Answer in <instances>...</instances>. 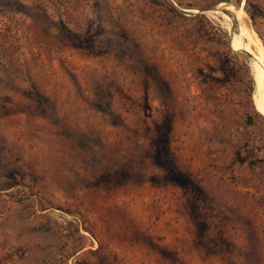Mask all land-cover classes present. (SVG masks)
I'll return each instance as SVG.
<instances>
[{
  "label": "rangeland",
  "instance_id": "rangeland-1",
  "mask_svg": "<svg viewBox=\"0 0 264 264\" xmlns=\"http://www.w3.org/2000/svg\"><path fill=\"white\" fill-rule=\"evenodd\" d=\"M263 147L264 0H0V264H264Z\"/></svg>",
  "mask_w": 264,
  "mask_h": 264
},
{
  "label": "trees",
  "instance_id": "trees-1",
  "mask_svg": "<svg viewBox=\"0 0 264 264\" xmlns=\"http://www.w3.org/2000/svg\"><path fill=\"white\" fill-rule=\"evenodd\" d=\"M245 113H246L245 124L248 127L249 126L254 127L255 126V121L253 120V116L251 114H249V112L247 110H246ZM248 138H249V135L247 133L246 138H245V142H244L245 147H248V144H249ZM259 151H261V154H262L261 157H256L254 160H250V161L248 159H246V161H248L249 166L251 168H254L255 165H258V166H260L262 168V170H264V147L261 148V150H259ZM119 193L120 192H117L116 194H119ZM98 195L100 196L101 199L103 198V196L101 194H98Z\"/></svg>",
  "mask_w": 264,
  "mask_h": 264
},
{
  "label": "water",
  "instance_id": "water-1",
  "mask_svg": "<svg viewBox=\"0 0 264 264\" xmlns=\"http://www.w3.org/2000/svg\"><path fill=\"white\" fill-rule=\"evenodd\" d=\"M252 58H253V57L250 58L251 61H252Z\"/></svg>",
  "mask_w": 264,
  "mask_h": 264
}]
</instances>
